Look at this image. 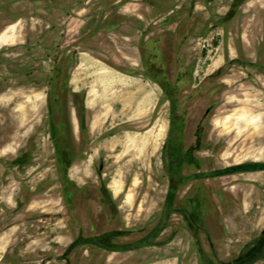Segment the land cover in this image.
<instances>
[{
	"label": "rangeland",
	"instance_id": "obj_1",
	"mask_svg": "<svg viewBox=\"0 0 264 264\" xmlns=\"http://www.w3.org/2000/svg\"><path fill=\"white\" fill-rule=\"evenodd\" d=\"M253 164L264 0H0V264H264Z\"/></svg>",
	"mask_w": 264,
	"mask_h": 264
},
{
	"label": "trees",
	"instance_id": "obj_2",
	"mask_svg": "<svg viewBox=\"0 0 264 264\" xmlns=\"http://www.w3.org/2000/svg\"><path fill=\"white\" fill-rule=\"evenodd\" d=\"M162 89L164 90V92H167V89L162 85L161 86ZM171 100V99H170ZM171 102H175L173 101V99L171 100ZM250 171H264V164H253V165H242V166H235L229 169H226L224 171V174L226 175H232V174H236V173H245V172H250ZM103 192L104 195H106V202L108 203V205H110L111 207L113 206V200L111 195L108 193V190L106 188V186L103 187ZM176 192V188L173 185H170V192L168 193L167 197H166V204L168 205L169 201H172L174 198ZM113 235H108L107 237L104 238V240L102 241V247H104L105 249L109 250V251H114V249H112L109 244L112 243V239H113ZM261 238H264V232L261 234ZM121 249V248H119ZM246 260H250V257L248 255H242L240 256L236 261L235 264H245Z\"/></svg>",
	"mask_w": 264,
	"mask_h": 264
},
{
	"label": "crops",
	"instance_id": "obj_3",
	"mask_svg": "<svg viewBox=\"0 0 264 264\" xmlns=\"http://www.w3.org/2000/svg\"><path fill=\"white\" fill-rule=\"evenodd\" d=\"M3 41H4V43H6V44H11V43H13V39L10 38V37H8V36L4 37V38H3ZM20 126H21V124H20Z\"/></svg>",
	"mask_w": 264,
	"mask_h": 264
}]
</instances>
